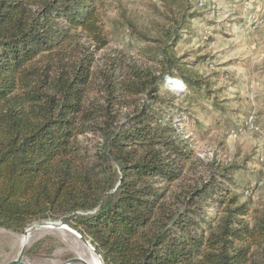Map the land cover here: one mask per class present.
I'll return each instance as SVG.
<instances>
[{
	"label": "trees",
	"instance_id": "1",
	"mask_svg": "<svg viewBox=\"0 0 264 264\" xmlns=\"http://www.w3.org/2000/svg\"><path fill=\"white\" fill-rule=\"evenodd\" d=\"M97 1L0 0V227L62 221L104 264H264V217L244 219L233 170L173 188L192 155L164 101L173 55L159 74L93 71L80 40L107 44Z\"/></svg>",
	"mask_w": 264,
	"mask_h": 264
},
{
	"label": "rangeland",
	"instance_id": "2",
	"mask_svg": "<svg viewBox=\"0 0 264 264\" xmlns=\"http://www.w3.org/2000/svg\"><path fill=\"white\" fill-rule=\"evenodd\" d=\"M96 5L107 44L97 50L86 35L80 40L81 49L93 54L96 75L114 62L159 74L163 48L176 61L163 86L164 101L192 155L173 188L221 179L227 166L235 181L230 192L244 191L239 202H249L244 219L252 224L264 217V0H98ZM51 221L22 232L0 227V264L102 261L90 240L87 244L72 228ZM43 224L51 228L36 227Z\"/></svg>",
	"mask_w": 264,
	"mask_h": 264
},
{
	"label": "water",
	"instance_id": "3",
	"mask_svg": "<svg viewBox=\"0 0 264 264\" xmlns=\"http://www.w3.org/2000/svg\"><path fill=\"white\" fill-rule=\"evenodd\" d=\"M52 223H55V225L56 226H60V225H64V226H66V227H69V228H72L71 226H69V225H67V224H65V223H63L62 221H51ZM35 226V225H34ZM76 233H78L74 228H72ZM82 240L85 242V243H87L88 244V239H86V238H84L83 236H82ZM95 250V252L97 253V255L99 256V257H101L100 256V254L96 251V249H94ZM101 259H102V257H101ZM102 261H103V259H102ZM78 263H80V264H88L86 261H84L83 259H81V258H73V259H71V260H69L67 263H65V264H78ZM11 264H24V263H22V262H20V261H13ZM103 264H104V262H103Z\"/></svg>",
	"mask_w": 264,
	"mask_h": 264
},
{
	"label": "bare ground",
	"instance_id": "4",
	"mask_svg": "<svg viewBox=\"0 0 264 264\" xmlns=\"http://www.w3.org/2000/svg\"><path fill=\"white\" fill-rule=\"evenodd\" d=\"M52 225H55V223H50ZM36 227H42V228H51V225H48V224H43V225H37ZM30 235V234H29ZM25 236V235H24ZM87 245V244H86ZM89 247V246H88ZM91 264H103L102 261H100L99 259L97 258H94L93 259V262Z\"/></svg>",
	"mask_w": 264,
	"mask_h": 264
}]
</instances>
